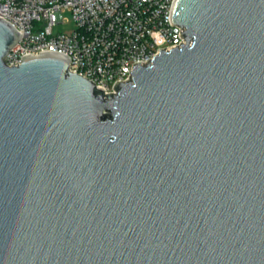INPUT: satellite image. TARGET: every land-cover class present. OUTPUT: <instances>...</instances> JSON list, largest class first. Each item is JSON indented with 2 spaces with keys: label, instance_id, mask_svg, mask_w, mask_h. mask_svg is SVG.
Listing matches in <instances>:
<instances>
[{
  "label": "water",
  "instance_id": "1",
  "mask_svg": "<svg viewBox=\"0 0 264 264\" xmlns=\"http://www.w3.org/2000/svg\"><path fill=\"white\" fill-rule=\"evenodd\" d=\"M171 22L106 94L0 18V264H264V0Z\"/></svg>",
  "mask_w": 264,
  "mask_h": 264
},
{
  "label": "built area",
  "instance_id": "2",
  "mask_svg": "<svg viewBox=\"0 0 264 264\" xmlns=\"http://www.w3.org/2000/svg\"><path fill=\"white\" fill-rule=\"evenodd\" d=\"M175 0H0V18L20 35L7 63L19 65L28 55L58 52L70 69L116 93L118 81L132 79L135 64H148L161 49L186 43L171 22ZM69 10L77 23L71 33L54 27ZM152 62V61H151Z\"/></svg>",
  "mask_w": 264,
  "mask_h": 264
},
{
  "label": "rangeland",
  "instance_id": "3",
  "mask_svg": "<svg viewBox=\"0 0 264 264\" xmlns=\"http://www.w3.org/2000/svg\"><path fill=\"white\" fill-rule=\"evenodd\" d=\"M61 18L60 22L55 25L54 32L57 33L58 31L71 33L77 29V23L73 19L72 14L69 10L60 13Z\"/></svg>",
  "mask_w": 264,
  "mask_h": 264
}]
</instances>
